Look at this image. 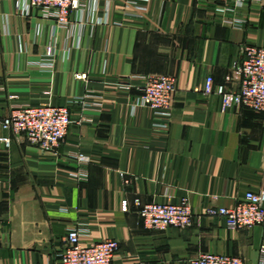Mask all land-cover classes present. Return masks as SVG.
Returning a JSON list of instances; mask_svg holds the SVG:
<instances>
[{"label": "crops", "instance_id": "obj_1", "mask_svg": "<svg viewBox=\"0 0 264 264\" xmlns=\"http://www.w3.org/2000/svg\"><path fill=\"white\" fill-rule=\"evenodd\" d=\"M83 3L61 25L27 0H0V264H58L80 225L85 244L119 243L113 264H188L203 253L262 264L264 225L230 229L206 210L264 191V111L225 107L202 89L207 77L238 89L244 47L264 45V4L233 12L223 0ZM152 75L176 79L168 132L137 104L142 81L116 87ZM49 103L68 107L73 121L56 153L3 128L14 107ZM76 153L91 160L86 180L71 176L82 168ZM138 199H187L194 221L147 229Z\"/></svg>", "mask_w": 264, "mask_h": 264}, {"label": "built area", "instance_id": "obj_2", "mask_svg": "<svg viewBox=\"0 0 264 264\" xmlns=\"http://www.w3.org/2000/svg\"><path fill=\"white\" fill-rule=\"evenodd\" d=\"M229 8L236 11L251 0H223ZM264 4V0H257ZM29 8L43 11V15L56 19L61 25H67L74 11L80 9L83 0H27ZM130 6L137 7L131 3ZM224 10V11H226ZM240 85L230 90L227 84H216L213 77H207L202 92L205 95H218L225 107L264 111V45H247L243 49V59L239 65ZM85 80L86 76L78 75ZM142 81L141 95L137 104L149 108L154 116L163 119L156 128L168 132L171 127L172 108L177 93L176 79L170 75L133 76L121 79L116 87L121 91H130L135 81ZM68 107L44 105H25L14 107L3 121V128L29 144L39 147L43 153H56L68 136L72 125ZM9 142V139H3ZM82 168L71 173L73 178L86 180L85 167L91 162L82 153L72 155ZM136 207L144 226L154 231L165 232L171 228L184 230L189 228L195 218L193 208L187 199L178 203H143L136 201ZM123 211L129 210L127 202L122 204ZM206 215L223 219L230 229H253L264 225V191H248L244 198L233 208H207ZM89 230L80 225L69 230L63 249L58 254V264H113L119 251V243L108 239L93 244L83 243ZM264 256V244L261 248ZM188 264H245L235 256L203 253L190 260ZM264 264V262L262 263Z\"/></svg>", "mask_w": 264, "mask_h": 264}]
</instances>
